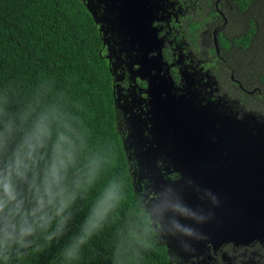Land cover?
Here are the masks:
<instances>
[{"label":"trees","instance_id":"trees-1","mask_svg":"<svg viewBox=\"0 0 264 264\" xmlns=\"http://www.w3.org/2000/svg\"><path fill=\"white\" fill-rule=\"evenodd\" d=\"M255 1L264 4V0H240L241 9H250ZM251 15L248 32L235 39L242 48L255 45L257 14ZM96 24L82 0H0V107L16 112L29 101L54 104L84 140L81 159L95 154L104 160L98 183L76 201L67 226L50 218L47 236L41 232L37 246L13 255L9 264H171L132 184L116 122L113 77L101 54ZM223 45L229 44L223 41ZM258 76L264 84V71ZM112 179L122 182L120 203L103 231L82 249L81 258L66 260L61 250L78 233L93 199ZM88 180L85 174L83 183ZM59 231L64 234L58 235Z\"/></svg>","mask_w":264,"mask_h":264},{"label":"flooded vegetation","instance_id":"flooded-vegetation-1","mask_svg":"<svg viewBox=\"0 0 264 264\" xmlns=\"http://www.w3.org/2000/svg\"><path fill=\"white\" fill-rule=\"evenodd\" d=\"M82 1L95 17L103 43L101 54L106 59L113 77L114 100L118 110L116 122L129 159L132 184L157 231L159 243L167 249L171 264H264V236L237 244L225 234L218 244L208 241L196 254L193 253L195 241L185 247L189 250L188 255L173 250L174 246L164 231L166 229L161 227L156 216L157 212L147 202V196L141 185L144 184L145 189L151 176L158 175L164 181H176L183 179L184 173L188 174L187 179L190 183V172L181 166L176 169L170 158H166L164 153L149 144L140 151V154L145 152L147 156L145 161L140 162L139 158H134L131 137L134 132L138 134V126L132 130L129 128L131 117L129 118V114L126 113L123 99L120 98L121 94H132L127 91L132 87L131 91L138 95L139 100H136L132 111L140 115L142 123L146 125L139 126L140 132L151 139L161 136L160 128L152 125L155 121L152 115L145 116L141 113L147 109L145 104L149 103L147 97L149 81L146 79L147 76H140L141 72H138V69L140 67L142 69V61L148 57L136 53L135 48L144 44L149 46L150 50L159 53L174 85L178 87L185 84L186 78L191 81L196 80L200 90H205L206 99L213 103L215 99L219 101L228 118L219 119L223 120L222 125L228 122L233 124L242 118H244L243 123L253 124L248 119L250 115L251 120L255 118L264 125V84L258 76V69L248 70L246 59L248 58L246 56L252 58L257 50L250 51L249 47L242 48L235 42L236 38L248 32L249 16L245 13L249 9L242 10L243 2L240 0ZM254 3H257L254 9L258 10L255 20L258 25L263 13L261 8L263 2ZM261 27L258 26V34ZM147 36H150L154 44L149 42ZM255 36L256 34L252 37L253 41ZM223 41L229 45H223ZM253 80L255 85H252ZM212 119L217 120L216 117ZM160 122L164 123L162 128L165 127L166 132L174 128L163 120ZM182 130L185 129L177 126L179 134ZM215 131H217L216 127ZM219 133L234 136L224 127L219 129ZM221 137L220 134L211 131L207 135V139ZM197 138H202L201 133H197ZM174 140L176 139L173 138L172 141ZM149 147L151 149H148ZM225 148L222 147L224 150ZM224 154L226 155L227 152ZM165 216H168L167 221H169L172 213L169 214L168 211L164 219ZM209 223L210 233L213 234L212 221L209 220ZM221 233L217 234L216 238H220Z\"/></svg>","mask_w":264,"mask_h":264},{"label":"clouds","instance_id":"clouds-1","mask_svg":"<svg viewBox=\"0 0 264 264\" xmlns=\"http://www.w3.org/2000/svg\"><path fill=\"white\" fill-rule=\"evenodd\" d=\"M84 153V140L77 128L54 104L29 101L10 112L0 107V262L9 264L13 255H23L37 246L40 233L47 236L50 218L66 227L72 207L95 188L104 160ZM85 174L89 177L84 184ZM123 185L109 180L92 204L79 231L61 250L66 260H79L82 249L103 231L110 213L120 203ZM213 203H216L213 197ZM160 215L171 210L205 222L211 218L169 199L158 206ZM172 227L182 235L199 240L193 228L173 220ZM63 231L58 235L62 236ZM50 246V241H49Z\"/></svg>","mask_w":264,"mask_h":264},{"label":"rangeland","instance_id":"rangeland-1","mask_svg":"<svg viewBox=\"0 0 264 264\" xmlns=\"http://www.w3.org/2000/svg\"><path fill=\"white\" fill-rule=\"evenodd\" d=\"M256 5L257 4L251 6L248 12L245 13L246 16H251V13L257 14L258 10L254 9V6ZM261 8L264 9V4L261 6ZM259 25L262 27L260 28L259 34L257 33L254 38L253 43L255 45L250 48V51L251 49H255L257 52H254L255 55L252 58L251 56H246L249 58H246L248 60V70L258 69V73L264 71V12L261 13L260 21L258 22V26ZM111 26L112 25H110V27ZM147 37L150 39L149 42L154 44L150 36ZM135 52L144 54V56L148 57L142 61V69L141 67L138 69V72H141L140 76H147L146 79L149 81V89L147 91L149 103L145 104L147 109L141 113H144L145 116H149V114L152 115L153 119L155 120L152 125L154 127L160 128L161 136L157 137L156 139H151L148 136L142 135L139 126L142 125L145 127L146 125L142 123L140 115L134 114L132 111L136 100L139 101L137 99L138 95L135 94L134 91H131V89H133L132 87L130 90H127L128 93L132 94H121L120 98L123 99L126 113L129 114V118L131 117L129 128L132 130L138 126V134H135L134 132L131 137V148H133L134 158H139L140 162L145 161L147 156L145 152H143L144 154H140V151H142L145 145L149 144L151 147H156L159 152L164 153L166 158H170L176 169L180 166H186V164L183 162H179L178 159L180 154L177 149H174L175 145L172 139H176L179 135L177 131V126L179 124L175 122L188 123L189 120H191V122L189 121V123L184 126L183 129L201 133L202 138L197 139L200 140L197 142V145L199 148L202 147L205 150L206 155L204 158L207 160L214 159L209 157V152H221L224 150L222 149L224 146L226 148L231 147L233 149H238L245 155L242 160H244L246 163L245 170L247 171V174L240 176L238 179H231L227 177L226 171L221 172V183L216 185L215 182L217 181L215 180V175H213L212 178V175L209 172L213 170V167H209L208 164L207 167H205L206 171L202 172V176L205 177L207 175L210 181H212L210 184H206L205 182L199 181L198 179L191 180V175V182L188 183V174L184 173V178L176 181H164L159 178L158 175L151 176L148 178L145 189L144 184L141 185V189H143V192L147 196V202L151 207L154 208V211L157 212L156 216L158 217L161 227L166 229L164 231L167 233L168 239L174 246L173 250L177 253L181 252L183 255H188L189 250L185 247L195 241L196 244L193 248V253L196 254L208 241L218 244L220 240L225 237L223 232V225L225 222L220 219L221 216L214 220L212 218V213H214L216 210H218L219 213L220 207L223 211L234 212L241 221L242 211L245 213V210H248L247 207L251 206L253 212H257L256 217L257 222L260 223L259 227L263 228L264 211L260 210V204H263L264 210V197L261 199L259 198V196L262 197L263 195L259 194L258 196L256 187L259 185H264V144L261 142V138H258V135L264 126H258V123L256 124L255 122L248 125L247 123H243L244 118L235 121L233 124L228 122L222 125L221 121L223 120L219 119H228L226 118L227 112H225L224 107H220L218 100L215 99L213 103V101L204 97V94H206L205 90H200L199 84L196 80L191 81L189 78H186V85L181 84L177 87L176 84V86L173 84L172 79L167 72V66H165V62L160 59L158 52L150 50V47L144 44L137 45ZM252 85H255L254 80ZM213 117H216L217 120L212 119ZM160 119L174 128L170 132H166L165 127L162 128V124L164 123L160 122ZM215 127L217 131H215ZM221 127L228 129L229 133L234 136H228L224 133H219V129ZM253 128H255L254 132L251 131ZM187 130L180 131V133L182 134L185 131L187 133L186 137H190L191 134ZM209 131L220 134L222 137L219 139H207ZM148 149L151 148L149 147ZM192 155L194 156L193 153ZM223 162L224 161H221L219 166H221ZM196 169V167H193L191 171H193L195 174ZM248 172L252 175H248ZM231 176L234 177L235 174H232ZM230 184L235 185L231 188L228 186ZM202 186L206 187L205 192L201 190ZM214 188L224 189L225 191H221V193H225V196L221 195L218 189L216 193L213 192L212 189ZM233 190H235L236 194H232ZM199 195L201 198H199ZM166 196L169 199L179 202L189 209L195 211L198 215H204L205 217H208L209 214H211V218L207 219L205 222H198L194 218L185 217L171 210H165L161 216L158 206ZM213 197L215 198L216 203H213ZM168 211L169 214L172 213L169 221H167L168 216H165L166 220L164 219V215H166ZM222 218L224 219V216ZM173 220L178 221L182 225L191 227L195 229L200 235H206L207 237L201 236V238L197 240L182 235L179 232H176L172 227L171 222ZM209 220L212 221L213 234L210 233ZM238 222L236 225L231 223V226L228 223L226 224L230 232L229 237L235 243L242 244L244 242L251 241L253 238L264 236V234L257 236H254L253 234L252 237H249L248 233L245 235L240 223L238 224ZM220 225L223 227V229ZM219 233H221V237L216 238L217 234ZM208 235H211V237H208ZM182 246L184 248H181Z\"/></svg>","mask_w":264,"mask_h":264},{"label":"water","instance_id":"water-1","mask_svg":"<svg viewBox=\"0 0 264 264\" xmlns=\"http://www.w3.org/2000/svg\"><path fill=\"white\" fill-rule=\"evenodd\" d=\"M252 117L248 116L249 121H251L250 123H258V126H261L262 123L257 122V120L254 118V120H251ZM191 122V120H189ZM188 121V123H189ZM177 124H179L178 126L183 128L184 126H186L188 123H180V122H175ZM264 126V125H262ZM187 130V129H185ZM183 131V130H182ZM192 136V138L190 137H186V132L184 131L182 134L180 133L179 136L176 138V140H174V149H177L180 157H179V162H183L184 164H186V166L183 167L184 170L189 171V176L191 175V180H196L198 179L199 181H203L206 184H210L212 181H210L209 177L206 175L205 177L202 176V172L206 171L207 165L209 164V167H213L212 171H209L212 175H215V180L217 182H215V184H219L221 183L222 177L220 176L221 172H227V177L231 178V179H238L240 176H244V174H247V171L245 170V166L246 163L244 160H242L244 158V153L241 151H236L235 149L229 150V149H225L224 152H209V157L214 158L213 160H207L206 158H204V156L206 155L205 150L197 145V142L200 140H197V132L194 131H190L187 130ZM252 132L255 131V128H253L251 130ZM251 132V133H252ZM258 138H261V142L264 144V128L261 129V132L258 135ZM204 142V141H203ZM227 152V154L225 155L224 153ZM192 153L194 154V156L192 155ZM212 155V156H210ZM224 161L223 164L221 166L220 162ZM191 166L196 167V171L195 174L193 171H191ZM240 166V167H239ZM191 168V169H190ZM241 170V172H240ZM235 174L234 177H232L231 175ZM248 175H252L251 173L248 172ZM235 184H230L228 185L229 187H233ZM217 187V186H216ZM264 185H259L258 187H256V192L259 196V194L263 195L262 197L259 196V198H263L264 197ZM217 189L219 191V193L223 196H225V193H221V191H225L222 188H214L212 189L213 192H217ZM240 189V188H239ZM201 190H203L204 192L206 191V187L202 186ZM241 191V189H240ZM232 194H236L235 190L232 191ZM212 195V194H211ZM204 196V195H203ZM199 198L200 195H199ZM219 198V196H218ZM263 200V199H262ZM261 200V201H262ZM226 205V203H225ZM248 205V204H247ZM247 207V206H246ZM248 210H245V213L242 211L241 213V221L239 220V217L234 213V212H226L223 211L222 208L220 207V212L218 213V210H216L214 213H212V218L215 220L217 217L221 216V220L224 223L225 226V230L223 231L224 234L228 235L230 234L229 229L227 227V223L231 226V223H234L236 225V223L238 222V224L240 223L244 234L247 235L249 237H252L253 234L254 236L257 235H262L264 234V227L260 228L259 227V222H257V217H256V213L257 212H253L251 206L247 207ZM260 210H263V204H260ZM224 216V219L222 218ZM233 218V219H231ZM247 229V230H246Z\"/></svg>","mask_w":264,"mask_h":264}]
</instances>
